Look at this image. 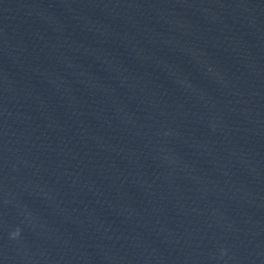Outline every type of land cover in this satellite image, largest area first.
Instances as JSON below:
<instances>
[{
  "label": "water",
  "instance_id": "1",
  "mask_svg": "<svg viewBox=\"0 0 264 264\" xmlns=\"http://www.w3.org/2000/svg\"><path fill=\"white\" fill-rule=\"evenodd\" d=\"M0 264H264V0H0Z\"/></svg>",
  "mask_w": 264,
  "mask_h": 264
}]
</instances>
